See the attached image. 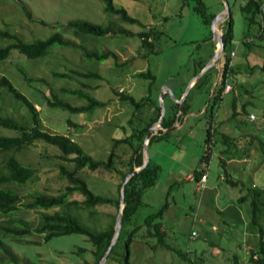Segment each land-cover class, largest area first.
I'll use <instances>...</instances> for the list:
<instances>
[{"label":"rangeland","instance_id":"374dc122","mask_svg":"<svg viewBox=\"0 0 264 264\" xmlns=\"http://www.w3.org/2000/svg\"><path fill=\"white\" fill-rule=\"evenodd\" d=\"M202 1L209 15H216L224 8L222 0ZM227 1L233 20L232 38L220 61L210 66L196 85L190 86L185 113L179 112L180 116L168 130L162 125L156 129L155 132L162 130L164 135L148 145V154L150 161L160 166L157 180L142 193L136 213L122 229L114 251L103 264L124 262L125 237L135 226L127 251L129 264L249 263V249L258 241V227L251 222L253 199L258 202V223L264 227V41L248 47L245 36L251 39L259 25L250 24L245 18L241 5L246 0ZM114 3L139 21H122L118 15L109 14L104 10V0H0L1 28H8L27 40L60 31L75 43L74 46L55 44L47 54L33 59L14 48L0 61V77H9L39 108L43 129L69 135L86 153L100 160H107L115 138L131 133L141 119L146 121L154 114L164 86L173 92L165 91L162 98L168 116L191 78L200 71V65L209 62L216 45L211 22L203 21L194 8L197 0H114ZM71 19L99 24L112 22L133 34L93 36L75 32L67 25ZM223 24L224 20L217 23L221 31ZM148 26L158 31L153 46L143 44L138 34ZM8 41L0 38V44ZM232 49L235 51L230 64L232 71L226 80L231 88L222 92L214 106L215 131L206 141L209 116L203 111L211 99L220 63ZM85 50L112 53L98 60L86 58ZM72 69L100 75L85 76ZM146 69L155 74L151 102L134 111L133 104L121 99L119 91L124 89L136 99L146 95L150 79L135 76L137 71ZM60 73L69 75L60 76ZM69 89H80L106 104L73 111L47 103L46 98H52L53 94L73 105L88 102L85 96L69 93ZM0 113L31 124L27 107L3 87H0ZM0 133L16 135L19 132L0 126ZM224 134L228 135L226 140H223ZM206 149L211 151L209 158L202 159ZM116 150L122 159L118 166L126 169L131 146L123 143ZM11 152H0L3 169ZM14 153L22 163L34 167L35 172L23 183L8 184L21 196L12 216L25 217L36 225L40 212L24 204L32 201L37 192L56 193L63 188L67 179L61 174L60 165L71 169L73 163L58 156L61 153L58 146L43 141ZM221 156L227 160L232 176L240 180L239 184L223 178ZM202 171L206 172L203 187L197 182ZM77 174L95 193L118 196L119 172L85 167L77 170ZM71 198L81 199L82 195L74 192ZM116 211V205L110 203L95 206L93 213L88 209L70 210L92 230L106 228ZM154 212L157 213L152 224L161 223L162 240L151 233L154 226L144 222V217ZM4 218L0 215V221ZM1 238L17 255L19 264L95 263L94 245L85 233L74 231L49 238L44 233H34L20 240L8 235Z\"/></svg>","mask_w":264,"mask_h":264},{"label":"trees","instance_id":"16d2710c","mask_svg":"<svg viewBox=\"0 0 264 264\" xmlns=\"http://www.w3.org/2000/svg\"><path fill=\"white\" fill-rule=\"evenodd\" d=\"M263 0H246L241 5V10L244 13L248 23H257L259 29L257 33L251 38L247 39L248 35L245 36L244 42L250 47L259 40L264 41V17L260 15V4ZM104 10L109 14L118 15L120 20L137 22L138 18L128 14L124 7L115 5L114 0H104ZM195 10L202 16L203 21L210 23L211 19L215 16L214 13L208 14L207 6L202 0H197V4L194 6ZM67 25L73 27L75 32H83L88 35L99 36L106 34H133L132 31L126 28H118L114 23L109 22L107 24L93 23L84 19H71L67 22ZM232 15L224 20L222 37H223V48L222 53L227 48L228 43L232 38ZM141 37L143 44L150 46L154 45V40L158 36V31L154 26H150L148 29L138 32ZM0 38L9 39L7 43L0 44V61L6 59L12 52V49L16 48L27 58L33 59L47 54L53 45L57 44L60 46H74L75 43L63 36L60 31H55L46 37H38L31 40L21 38L17 33L12 32L8 28L0 27ZM264 44V42H263ZM229 52L222 63H220L218 79L213 88L211 99L207 103L204 113L209 116V124L207 125L206 141L209 140L210 134L214 132L212 124V116L214 112V106L217 100L221 97L226 80L228 78L229 71H232V66L229 64L230 57ZM111 51L99 53L96 50H85L84 55L86 58L104 59L110 55ZM222 56V54H221ZM221 58V57H220ZM204 64L200 65V70ZM211 68V67H210ZM208 68L203 74H205ZM197 70V71H198ZM74 73L82 74L85 76H99L98 72L85 71L80 72L75 69L71 70ZM196 71V72H197ZM195 72V73H196ZM202 74V75H203ZM60 76H67L69 74L60 73ZM201 75V76H202ZM138 78H149L148 93L142 96L140 99H136L133 95L126 93L124 89L119 91L120 98L130 101L134 106V111L140 109L143 105L151 102V85L155 80V74L150 70H139L135 73ZM200 76V77H201ZM200 77L195 81L193 85L199 82ZM0 87H3L6 92L15 99L21 100L27 107L31 115V124H26L22 121L10 115H3L0 113V126L10 127L18 130L16 135H6L0 133V152L12 151L5 160V169L0 165V215L5 218L0 221V249L2 255H0V264H19L17 255L13 250L2 240L1 235H8L15 239H22L26 235L34 233H44L45 238H49L57 234H65L70 232H81L88 235L94 245L93 253L95 256V263L97 264L99 259L102 257L108 244L114 233V224L117 211L120 205V188L125 175L132 171L135 166H139L143 160L142 143L147 133L149 126L155 122L160 116V105H156L154 114H150L148 119L144 121L141 119L140 124L134 126L131 133L117 137L114 139V145L109 153L107 160H100L93 158L90 154L86 153L80 144L69 135L58 132H50L43 129L42 121L39 115V108H36L35 104L21 92L6 75L0 77ZM69 93L80 94L85 96L88 100L86 104L73 105L69 101L63 100L56 94H53L52 98H46L49 105L60 106L68 108L73 111H85L91 110L92 108L106 104L105 101L98 100L87 92H82L80 89H69ZM181 95V94H180ZM187 96V95H186ZM186 96L179 102H174L171 107V112L167 116H164L161 120V125L164 128H170L176 119L180 116V113H185L187 105L185 104ZM180 112V113H179ZM134 114V113H133ZM128 122H132V117L128 119ZM144 122V123H143ZM124 126V125H123ZM125 127V126H124ZM164 135L162 130H158L153 133L150 138L148 145L155 139L161 138ZM228 135H223V140H226ZM36 141H43L48 144H53L59 147L61 153L58 154L60 158L70 160L73 163V168L69 169L63 164L60 165V172L67 179V183L56 193L50 192H37L33 196V200L26 202L24 206L26 208L37 209L40 212L39 221L36 225H33L25 217H14L12 216L17 208L19 207V200L21 199L20 194L13 188L9 187V183H23L29 179L35 172V168L22 163L15 155V151L21 150L24 146L35 143ZM127 143L131 146V153L126 160V169H122L118 166V163L122 162L120 153L116 150L120 144ZM210 150L206 149V152L202 155V159H208ZM224 167L223 178L232 184H239L240 180L234 178L231 172L227 168V160L221 156L220 160ZM97 169L104 168L114 170L120 173L121 180L118 183V196H105L92 191L86 180L77 174V170L81 168ZM160 166L156 163H152L150 158L147 164L132 175L125 186L124 194V206L122 210V224L119 235L110 249L107 257L112 254L114 248L121 236V231L124 227L128 226L131 222L134 214L137 211L139 204L142 202V193L149 187H151L157 180ZM204 172V171H202ZM201 172V173H202ZM200 173V174H201ZM200 177V176H199ZM74 192H78L82 195L81 199L71 198ZM257 191L255 195H257ZM241 196L240 198H242ZM239 198V199H240ZM110 203L117 207V211L114 214L113 220L109 225L101 230H92L86 227L80 222L78 217L70 212L74 209H88L93 213V208L97 205ZM252 219L251 222L258 227V241L255 246L249 249V263L248 264H264V227L259 225L257 218L258 202L256 199L252 200ZM53 208L52 211H49ZM157 212L149 213L144 217V222L152 224L154 215ZM159 213V211H158ZM154 226V232L157 234L159 239H163L161 223L156 222L152 224ZM136 226L127 232L125 237L124 247L126 252L122 254L124 262L121 264L128 263V249L131 241V233L134 231ZM116 253H119L116 251ZM6 258L7 261L3 259Z\"/></svg>","mask_w":264,"mask_h":264},{"label":"water","instance_id":"95a60500","mask_svg":"<svg viewBox=\"0 0 264 264\" xmlns=\"http://www.w3.org/2000/svg\"><path fill=\"white\" fill-rule=\"evenodd\" d=\"M224 3V8L218 13L216 14L211 21V29H212V34H213V38L216 42V47H215V51L213 56L211 57V59L209 60L208 63H206L198 73H196L191 80L189 81L187 88L184 92V94H182V96L180 98H178L177 100L181 103V101L184 99V97L187 95L188 90L190 88L191 85H193L195 83V81L208 69L210 68V66L214 65L215 62H219L220 61V57L222 54V48H223V37H222V31L219 30L217 28V23L227 19L230 15V6L227 0H222ZM165 91L170 92L171 94H173V92L171 91V89H169L168 87L164 86L161 94H160V116L158 117V119L153 122L148 130L147 133L144 137L143 143H142V152H143V160L142 163L139 166H135L134 169L130 172H128L121 184V188H120V205H119V209L115 218V224H114V233L113 236L110 240V243L108 244L106 250L104 251L102 257L99 259L97 264H103L107 258L108 253L110 252L111 247L113 246V244L115 243L119 232H120V228H121V224H122V210H123V206H124V194H125V186L126 183L128 181V179L134 175L138 170H140L141 168H143L148 160H149V154H148V142H149V138L150 136L155 133L156 129L161 125V120L164 116L165 113V108H164V104H163V94ZM167 129V128H166ZM169 129V128H168Z\"/></svg>","mask_w":264,"mask_h":264},{"label":"built area","instance_id":"2783aa9c","mask_svg":"<svg viewBox=\"0 0 264 264\" xmlns=\"http://www.w3.org/2000/svg\"><path fill=\"white\" fill-rule=\"evenodd\" d=\"M260 15L262 16V17H264V0L261 2V4H260ZM150 26H148L146 29H148ZM234 54H235V51L232 49V50H230V52H229V57H230V61H229V64H231V58L234 56ZM230 88H231V85H230V83H228V82H226L225 83V86H224V89H223V91H229L230 90ZM249 116L253 119V118H255V114L254 113H250L249 114ZM191 178V177H190ZM205 179H206V172H202L201 174H200V177L198 178V183L199 184H201L202 185V187L204 186V181H205ZM195 264H199L198 262L197 263H195Z\"/></svg>","mask_w":264,"mask_h":264},{"label":"crops","instance_id":"0c3cea01","mask_svg":"<svg viewBox=\"0 0 264 264\" xmlns=\"http://www.w3.org/2000/svg\"><path fill=\"white\" fill-rule=\"evenodd\" d=\"M216 47V45H214Z\"/></svg>","mask_w":264,"mask_h":264}]
</instances>
